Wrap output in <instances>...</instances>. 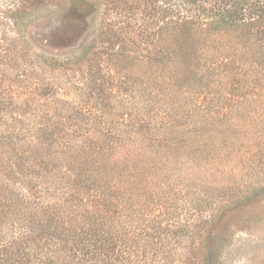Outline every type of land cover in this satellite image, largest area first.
Segmentation results:
<instances>
[{"label": "trees", "instance_id": "obj_1", "mask_svg": "<svg viewBox=\"0 0 264 264\" xmlns=\"http://www.w3.org/2000/svg\"><path fill=\"white\" fill-rule=\"evenodd\" d=\"M7 1L0 60L15 62L28 58L16 46L30 12L21 5L28 0ZM147 13L140 42L152 46L133 50L134 70L117 80L123 97L134 98L131 114L92 119L90 109L62 111L49 98L51 86L35 97L32 89L5 94L0 77V264H174L172 237L187 235L192 246L200 235L203 223L189 218L211 201L201 191L245 189L227 182L236 167L249 183L264 173V116L230 100L237 121L216 119L215 111L190 120L171 84L181 79L195 98L228 88L241 103L253 96L264 102V0H154ZM23 75L14 81L25 88ZM138 96L145 107L138 108ZM249 139L255 145L245 154ZM152 207L162 208L153 218ZM175 211L186 218H174Z\"/></svg>", "mask_w": 264, "mask_h": 264}, {"label": "rangeland", "instance_id": "obj_2", "mask_svg": "<svg viewBox=\"0 0 264 264\" xmlns=\"http://www.w3.org/2000/svg\"><path fill=\"white\" fill-rule=\"evenodd\" d=\"M9 2L0 0V17ZM153 2L154 0L21 1V5L24 4L30 14L24 19L25 24L22 27L24 41L21 39V46L16 47H22V53L26 50L29 54L27 59L22 56L15 58V62L0 60V77L4 78L3 74L6 75L3 87L5 94L16 92L23 95L25 92L28 96L32 89L31 95L35 97L37 88L48 85V88L51 86L50 93L53 94L49 98L54 100V107L62 111L70 107L82 111L90 109L92 119L102 112L111 115L118 113V117L128 111L131 114L132 110L136 109V106H132L134 98L128 100L123 97L124 88L117 80L119 75L134 70V66H129L128 62L133 50L137 53L147 52L152 46L140 41L145 38L149 17L147 12ZM158 16L156 14L155 18ZM160 23L161 21L158 24ZM12 48L14 49V46ZM13 49L9 52L11 55L14 54ZM16 50L18 49L15 48ZM10 73L11 75L7 76ZM20 73L27 77L25 88L17 86L14 81L15 75ZM56 78L57 82H54ZM86 83L87 86L94 87L90 96L89 88L83 86ZM171 84L177 96L180 95L176 103L180 109L185 110L190 120L199 122L203 119V113L208 116L215 111L216 119L237 121L238 111L230 108V100H239L240 104L251 108V114L256 116L259 113V117L264 116L261 113L264 111V102L255 101L258 100L256 96L241 103L242 97H237L228 88H218V91H213L212 88V92H207V95L199 94L195 98L191 92H187V83L181 79ZM190 86L197 89L200 84ZM110 89L112 96L106 106L104 102ZM97 96L99 101H95ZM135 98L137 99V96ZM138 98V108L145 107L146 102L142 97ZM213 99L217 104L211 106L207 102ZM249 116V113H245L244 119ZM80 120L85 121L84 118ZM192 124L188 121L185 126ZM259 131L264 133V125ZM206 133L205 131L204 134ZM249 141L250 139L242 145L245 154L249 144L251 148L255 145L253 140ZM242 163L236 162L235 165L240 167ZM236 168L231 180L227 182L240 181L242 186V181L247 186L243 190L225 192L219 189L218 195L217 189L213 190L211 187L212 195L201 191L202 196H209L211 201L201 203L194 210L193 218H189V223H203L202 227H199L200 235L192 246L189 245L190 240L186 239L187 235L172 237L173 249L177 253L174 264H264V173L253 175L254 181L249 183V173L245 169ZM230 174L231 172L228 178ZM161 210L159 207L148 208L149 217L160 214ZM161 214H164V211ZM173 216L177 219L181 216L186 218L182 211H175ZM213 217H216L214 222ZM161 222L165 224V218H162Z\"/></svg>", "mask_w": 264, "mask_h": 264}]
</instances>
